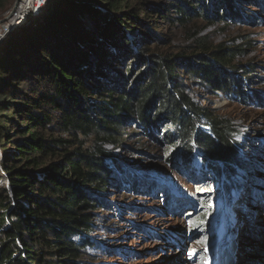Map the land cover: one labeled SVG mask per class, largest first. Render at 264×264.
Returning a JSON list of instances; mask_svg holds the SVG:
<instances>
[{
	"label": "trees",
	"instance_id": "trees-1",
	"mask_svg": "<svg viewBox=\"0 0 264 264\" xmlns=\"http://www.w3.org/2000/svg\"><path fill=\"white\" fill-rule=\"evenodd\" d=\"M13 1L0 0V13ZM130 1L50 0L40 18L0 45V264L83 261L96 243L94 210L110 205L106 189H145L140 177H126L128 159L108 147L120 145L129 128L164 138L178 170L195 171L194 160L200 177L211 170L228 203L237 183L231 179L251 168L239 150L243 132L199 103L182 75L230 100L259 101L250 67L237 62L247 42L213 44L197 30L190 44L169 53L160 47L167 39L153 35L151 47L161 52L152 53L137 29L147 27L142 15L157 10L180 25L196 18L213 24L218 9L223 21L244 20L239 1L170 0L164 8L134 9ZM228 229L221 224L220 232Z\"/></svg>",
	"mask_w": 264,
	"mask_h": 264
},
{
	"label": "rangeland",
	"instance_id": "rangeland-1",
	"mask_svg": "<svg viewBox=\"0 0 264 264\" xmlns=\"http://www.w3.org/2000/svg\"><path fill=\"white\" fill-rule=\"evenodd\" d=\"M48 1L50 0H44L41 8L35 12L33 6H24L22 23L9 29L0 45L11 32L32 22L34 18H40ZM238 1L239 13L245 17L244 20L232 18L223 21L224 18L216 17L220 10H215L212 16L210 8L209 16L214 19L213 24H206L195 17L194 22L180 25L158 18L160 12L157 10L150 13L151 17L142 15L149 24L147 27L138 23L135 25H138L137 29L141 33L145 32L148 48H152V53L161 52L158 47H151L153 35L167 39L160 47H165L169 53L190 44V36L197 30L200 31L199 35L208 36L213 44H232L237 38L238 43L247 42L246 51L237 62L243 67H250L249 73L254 76L252 87L264 96V0ZM21 2L22 0H14L10 7L0 13L1 32L4 31L14 7L18 8ZM169 2L170 0H131L130 6L132 9L143 5L147 8H164ZM155 20L158 21L152 22ZM139 69L140 66L137 71ZM239 70L241 72L242 69ZM182 75L190 94L199 103L209 111L234 120L237 129L243 132L239 135V150L252 165L250 169L246 166L240 170V181L231 179L237 182L233 185V191L235 198L238 196L237 205L233 206L235 209L228 217V226L232 224L231 230L223 237H217L222 220L231 209L228 206L227 192L222 189L223 182L216 184L215 180L212 181L211 170L204 169L207 174L200 177V163L197 160L192 163L195 171L182 169L181 172L178 170L180 162L169 164L170 150L174 148L164 138H160L162 142L156 141L141 130L133 132V128H129L126 136L121 138L120 145L108 147L118 157L123 155L122 158L128 159L126 163L124 161L127 165L124 168L126 177H140V185L146 181L145 189L139 192L123 186L106 189L104 197L110 205L94 210L97 220L94 228L96 232L92 237L96 243L87 248L80 264H211L212 259L219 263L230 262L226 248L235 243L238 233L246 238L238 258H244V248L249 253L245 257L246 262L239 264H264V98L247 102L230 100L224 93L214 94L205 85L195 83L185 71ZM148 181L154 182V191L148 190ZM207 182L211 183L210 187L206 186ZM166 197L170 198L169 202ZM205 219L211 227L203 226Z\"/></svg>",
	"mask_w": 264,
	"mask_h": 264
},
{
	"label": "bare ground",
	"instance_id": "bare-ground-1",
	"mask_svg": "<svg viewBox=\"0 0 264 264\" xmlns=\"http://www.w3.org/2000/svg\"><path fill=\"white\" fill-rule=\"evenodd\" d=\"M23 2V6H26L27 4H29V3H27V1L26 0H22ZM28 2H32V0H28ZM32 3H35L36 5H38L39 4V2L38 1H36V0H34V2H32ZM244 192V191H243ZM242 194V193H241ZM189 202V201H188ZM238 202V201H237ZM236 205H237V203H236ZM193 206V205H192ZM237 208V207H236ZM247 210V209H246ZM233 212V211H232ZM261 219V218H260ZM237 228V227H236ZM258 228H260V227H258ZM260 230H261V232H262V229L260 228ZM239 234H240V236H239ZM239 237V238H238ZM239 239H240V245H239ZM264 239V238H263ZM246 241V238L244 237H242V235H241V233H238V236H237V239L235 240V243L234 244H231V245H229L227 248H226V250H227V257H228V259H230V262H229V260L228 261H225V262H223L224 264H239L240 262H246V259H245V257L247 256V255H249V253H247V251L246 250H242V252H244V258H238V254H239V251L241 250V247H243L244 246V242ZM264 241V240H263ZM262 245V244H261ZM225 250V251H226ZM263 250V252H264V249H262ZM223 264L222 262H218L216 259H212V261H211V264Z\"/></svg>",
	"mask_w": 264,
	"mask_h": 264
},
{
	"label": "built area",
	"instance_id": "built-area-1",
	"mask_svg": "<svg viewBox=\"0 0 264 264\" xmlns=\"http://www.w3.org/2000/svg\"><path fill=\"white\" fill-rule=\"evenodd\" d=\"M36 1L39 2L38 5L32 2H28L29 4H27L28 6H33L34 12L36 11V9L41 8L40 6L42 5L44 0H36ZM22 2L19 4L20 6L18 8L14 7L15 9L11 13V15H9L7 24L4 26V31L3 32L0 31V41L7 34V31H9V29L15 27L17 24L22 23V17L24 18V15L22 14L23 13L22 8L24 6L22 5L23 4Z\"/></svg>",
	"mask_w": 264,
	"mask_h": 264
}]
</instances>
